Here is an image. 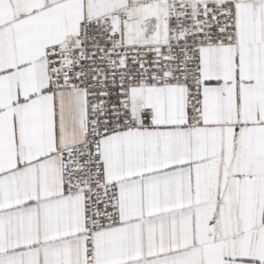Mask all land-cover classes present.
<instances>
[{
    "label": "snow or ice",
    "instance_id": "obj_1",
    "mask_svg": "<svg viewBox=\"0 0 264 264\" xmlns=\"http://www.w3.org/2000/svg\"><path fill=\"white\" fill-rule=\"evenodd\" d=\"M0 264H264V0H0Z\"/></svg>",
    "mask_w": 264,
    "mask_h": 264
}]
</instances>
